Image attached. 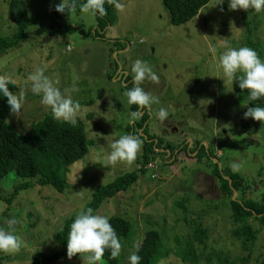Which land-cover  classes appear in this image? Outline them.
<instances>
[{
  "label": "rangeland",
  "instance_id": "1",
  "mask_svg": "<svg viewBox=\"0 0 264 264\" xmlns=\"http://www.w3.org/2000/svg\"><path fill=\"white\" fill-rule=\"evenodd\" d=\"M10 1L0 0V38L16 30L8 18ZM20 1L29 16L37 15L45 24L53 19L54 0ZM161 1L116 0L121 9H116L112 2L115 21L99 31L103 35L100 38L85 33L90 27L92 33L98 29V18L75 9L65 21L77 29L72 34L38 38L27 31L26 42L0 58V74L8 73L18 93L23 91L25 96L21 111L11 114L8 120L17 132H26L31 121L44 116L62 122L30 91L27 76L40 68L62 93L79 102L76 119L92 141L86 156L69 167V189L62 194L50 187H34L12 197L20 180L11 174L0 183V229L12 231L21 240L19 251L0 255L9 257L10 262L0 260V264H34L35 253H52L54 234L63 219L81 212L96 187L141 168L140 137L141 147L131 164L118 161L105 166L111 143L122 134L138 131L139 118L132 124L127 122L133 107L126 104L123 95L133 85L131 65L137 59L152 66L158 76L157 82L145 79L143 84L139 83L159 101L144 108L148 133L162 138L160 132L164 130L165 143L167 136L172 137L170 142L175 147L181 146L172 153L158 148L161 152L150 155L151 163L136 182L104 201L94 212L130 222L128 237L121 243L119 264H128L133 243L140 244L148 230L160 234L162 248L169 253L160 252L156 264H185L179 252L187 245L200 251L193 255L196 264H264V226L249 220L258 234L254 243L247 245L246 250L242 248L234 235L236 226L231 219L229 199L218 186V179L209 174L206 159L199 162L194 158L196 154L187 156L184 149L187 143L193 149L195 142L202 141L205 148L213 151V163L240 176L246 193L232 188L233 200L240 201L241 195L248 200L261 198L264 124L241 118L251 106L244 99L238 101L233 88L235 80L227 81L217 62L227 47L242 46L255 50L264 61V10L231 11L227 0H209L191 21L173 26ZM114 71L115 77L109 78ZM128 74L132 78L124 84ZM160 108L167 112L164 120L157 117ZM233 164L237 165L235 170ZM75 176L78 179L73 184ZM223 178L231 184L229 177ZM9 197L12 201L7 203ZM9 219L15 220L11 229ZM199 228L202 239L206 237L204 248L193 239ZM79 258L59 259L50 264H88L86 256Z\"/></svg>",
  "mask_w": 264,
  "mask_h": 264
},
{
  "label": "trees",
  "instance_id": "2",
  "mask_svg": "<svg viewBox=\"0 0 264 264\" xmlns=\"http://www.w3.org/2000/svg\"><path fill=\"white\" fill-rule=\"evenodd\" d=\"M58 2L59 0H54V5ZM71 2L74 3L76 9L79 10L84 0H71ZM161 2L168 14L169 23L173 26H179L196 17L199 11L208 4L209 0H162ZM103 6L105 9L104 15L96 16L100 23L98 29H94L93 33L92 27L86 32L83 29H78L80 33L85 32L86 35L96 38L103 37L100 32L107 24L112 25L115 21L112 0H104ZM70 13L71 11L68 10H66L65 14L57 13L53 8V19L45 24L37 15L29 16L22 1H10L8 4V18L15 24L16 30L12 35L0 38V58L9 53V50H16V47L19 49V46L26 42L28 38L29 34H27V31L31 32V36L35 35L38 38L42 36L72 34L77 29L65 22ZM114 75L115 71L109 78L115 77ZM131 78L132 75L128 74L123 83L126 84ZM141 84H143V81H141ZM132 87L133 85L130 84L127 90ZM8 88L11 92L18 93L16 85L12 84V82H9ZM233 88L238 101L244 99V103L249 104L251 107H264V98L248 102L246 90H240L236 86L235 81ZM132 107L133 111L137 110V106L132 105ZM140 111L141 115L136 123L138 131L133 135L140 137L143 142V151L140 157L141 168L133 172L122 174L106 185L96 187L91 194L90 200L84 205L81 211L86 208H91L94 213L104 201L112 199L119 193L127 190L136 182L138 176L144 173L147 169L146 165L151 163L152 160L150 155L156 154L154 149L162 147L167 149L169 153H172L174 150L180 148L181 145L179 144H177V147H175L176 145L173 143L168 145L160 136L155 137L152 134L150 135L148 133V124H146L148 117L146 111H144V108L140 109ZM11 114L12 113L9 112L6 106L4 98L0 96V183L4 182L11 174L15 175L16 178L20 180V184L13 189L12 197L19 192L34 187H50L57 193H64L69 189L67 178L69 167L86 156L92 142L87 139L83 124L80 121H77L75 124L56 121L50 116H44L38 121H31L28 124V130L19 133L8 123ZM143 134L146 138L143 137ZM156 141L157 145H155ZM203 144L204 142L202 141L195 142V148L193 149H189L188 143L185 144V154L188 156L191 153H196L194 158L197 159V161L201 162V158H204L206 159L205 163H208V166L212 167V169L209 167V174L218 179V186L226 193L225 197L229 199V206L232 212L231 219L234 226H236L234 235L241 243L242 248L246 250V246L254 243L258 234V230L253 229L251 225H249V220H256L264 226V192L261 194L259 200H248L244 195H241L239 198L240 201L233 200L232 188L238 192L246 193L244 191V181L239 175L229 172L228 167H219L220 165L213 163L210 159V157L213 156V151H210V148H205ZM163 156L166 157L167 155L164 154ZM223 177H229L231 179V184ZM12 197L6 200L7 203L12 201ZM76 214H71L67 216L65 220L63 219L61 227L55 232L52 244V249L54 247L53 252L35 253L32 257L34 264H50L59 259H69L66 256L65 242L69 225ZM108 222L115 230L120 243H122L130 232V222L119 216L109 217ZM200 231H202L201 228L194 232L193 239L200 245V248H204L206 237L202 239ZM191 247L192 246L187 245L186 248H183L179 252V254L182 255L180 259L185 264L188 263V261H192V264H196V259L193 255L200 251L192 249ZM160 252H165L167 255L169 254L162 248L160 234L155 230L146 231L142 242L139 244V250L136 253L140 256L139 264H156ZM2 253L3 252H0V255ZM85 256L86 254H76L71 258H84ZM0 260L10 262V258L7 256H2ZM100 261H104L106 264H119L120 256L110 258V250L106 249Z\"/></svg>",
  "mask_w": 264,
  "mask_h": 264
},
{
  "label": "clouds",
  "instance_id": "3",
  "mask_svg": "<svg viewBox=\"0 0 264 264\" xmlns=\"http://www.w3.org/2000/svg\"><path fill=\"white\" fill-rule=\"evenodd\" d=\"M116 9H121L122 5L112 0ZM224 2V0H223ZM222 2V3H223ZM104 0H84L80 5V13L95 18L97 15L103 16L105 13ZM227 8L231 11L253 10L261 12L264 10V0H227ZM76 5L71 0H59L54 5V11L64 13L66 10L75 11ZM215 52V49H210ZM217 68L222 70L224 78L227 81L235 80L236 86L240 90H246L247 101H255L264 98V61H262L255 50L242 46L237 48L227 47L225 51L219 54ZM133 73V87L123 93L126 98V104L137 106L136 111L129 114L128 123L132 124L135 119L141 115L140 109L150 107L153 103H159L155 96L145 92L139 83L145 79L153 82L158 81L157 74L152 66L139 59L131 65ZM8 73L0 74V96L4 98L6 106L10 113L18 114L24 105V92L16 94L9 90L10 82ZM30 81V91L39 97V103L50 109L55 119L64 122L77 123V113L80 109L78 101H74L71 95L61 92L54 86L53 82L44 75L42 69L37 68L27 76ZM167 112L164 108L157 111V117L164 120ZM242 119H251L264 124V107H248L241 117ZM141 147V140L138 136L131 134H122L110 145V151L105 156V166L115 164L116 162H126L131 164ZM233 169L237 165H232ZM83 169V168H82ZM81 169V170H82ZM77 176L73 177V184ZM9 229L15 224L14 219L7 221ZM66 256L71 258L76 254H86L88 264H96L100 261L105 250H110V258L120 255V240L108 222V218L93 213L91 208H86L78 212L69 225L66 239ZM21 240L14 235L12 231L0 229V252L11 253L19 251ZM133 251L128 255V264H139L140 256L136 253L139 250V243H133Z\"/></svg>",
  "mask_w": 264,
  "mask_h": 264
},
{
  "label": "flooded vegetation",
  "instance_id": "4",
  "mask_svg": "<svg viewBox=\"0 0 264 264\" xmlns=\"http://www.w3.org/2000/svg\"><path fill=\"white\" fill-rule=\"evenodd\" d=\"M123 76H124V75H122V77L120 78L121 80H123ZM163 131H164V130H161V132H160V133L162 134V138H164ZM171 132H172V131H171ZM172 133H173V132H172ZM171 138H172V137H170V138L167 137V136L165 137V141H167L166 143H167L168 145H169V144L171 145L170 140H173V139H171ZM203 145H204V144H203ZM204 146H205V145H204ZM157 149H158V148H157ZM157 149L155 150V152L159 151V150H157ZM163 150H164L165 152H167V149H163ZM159 152H161V151H159ZM191 154H192V155H195L196 153H191Z\"/></svg>",
  "mask_w": 264,
  "mask_h": 264
},
{
  "label": "water",
  "instance_id": "5",
  "mask_svg": "<svg viewBox=\"0 0 264 264\" xmlns=\"http://www.w3.org/2000/svg\"><path fill=\"white\" fill-rule=\"evenodd\" d=\"M144 138H145V136H144ZM220 167V166H219Z\"/></svg>",
  "mask_w": 264,
  "mask_h": 264
}]
</instances>
